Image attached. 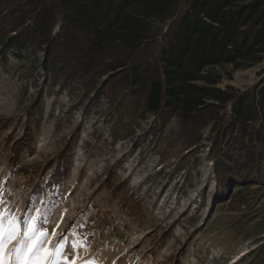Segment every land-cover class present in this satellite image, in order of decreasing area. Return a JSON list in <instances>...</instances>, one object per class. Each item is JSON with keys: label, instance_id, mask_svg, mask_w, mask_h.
<instances>
[{"label": "rangeland", "instance_id": "rangeland-1", "mask_svg": "<svg viewBox=\"0 0 264 264\" xmlns=\"http://www.w3.org/2000/svg\"><path fill=\"white\" fill-rule=\"evenodd\" d=\"M44 56L30 46H0V127L8 125L0 132V208L5 217L19 218L15 237L5 244V259L23 237L22 221L39 210V228L28 243L35 245L45 230L47 237L33 264H264V173L256 172L260 181L238 194L236 187L220 201L209 128L195 133L197 144L177 119L153 131L154 117L128 127L132 118L126 116L117 129L120 106L107 94L85 95L81 83L69 78L50 91ZM208 70L222 75V88L247 91L264 81V61L246 70ZM39 96L34 151L19 161L32 175L14 174L5 157L7 137L23 136L27 108ZM115 132L125 138L116 140ZM76 133L62 194L56 198L48 188L32 194L37 183H47V164ZM111 173L126 183L118 197L103 185ZM126 197L138 198L141 209L135 214L123 206ZM36 227L30 223L27 231ZM79 229L89 232L82 235ZM58 244L63 246L57 256Z\"/></svg>", "mask_w": 264, "mask_h": 264}, {"label": "trees", "instance_id": "trees-1", "mask_svg": "<svg viewBox=\"0 0 264 264\" xmlns=\"http://www.w3.org/2000/svg\"><path fill=\"white\" fill-rule=\"evenodd\" d=\"M0 46L44 53L50 91L69 78L85 95L107 94L120 106L117 129L126 116L128 127L154 117L153 131L177 119L197 144L195 133L209 128L220 201L262 179L255 173H264V81L247 91L222 88V75L208 68L238 71L264 61V0H0ZM40 97L27 108L23 136L7 137L14 174L32 175L19 161L34 151ZM78 139L76 133L59 149L45 168L47 183H37L32 194L45 188L62 194ZM117 182L111 173L103 184L116 197L126 191ZM138 204L126 197L123 206L135 214Z\"/></svg>", "mask_w": 264, "mask_h": 264}, {"label": "snow or ice", "instance_id": "snow-or-ice-1", "mask_svg": "<svg viewBox=\"0 0 264 264\" xmlns=\"http://www.w3.org/2000/svg\"><path fill=\"white\" fill-rule=\"evenodd\" d=\"M3 203L4 201L2 197H0V205H2ZM40 217L41 213L39 212V210H37L36 216L27 217L22 221L24 226L23 237L20 239L17 246L13 249L10 259H5V244L15 237L16 231L19 228V218H14L11 213H9L7 217H5L3 209L0 208V264H19V262L24 257L26 249L31 250L29 251L28 260L25 262V264H33V258L37 256L41 249L44 239L47 237V232L45 230L43 235L40 236L39 240L35 245H30L28 243L29 240L35 237L38 231ZM30 223H34L37 226L33 229L31 233L27 231L28 225ZM62 246V244H58L57 249L55 251V255L58 256L60 254ZM53 264H55V261H53Z\"/></svg>", "mask_w": 264, "mask_h": 264}]
</instances>
